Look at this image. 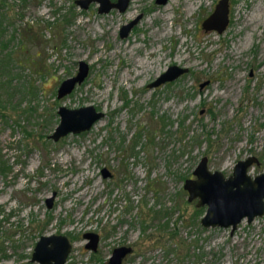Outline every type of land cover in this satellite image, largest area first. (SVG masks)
I'll use <instances>...</instances> for the list:
<instances>
[{"label": "rangeland", "instance_id": "obj_1", "mask_svg": "<svg viewBox=\"0 0 264 264\" xmlns=\"http://www.w3.org/2000/svg\"><path fill=\"white\" fill-rule=\"evenodd\" d=\"M0 1V264H38L34 245L49 234L70 240L65 264H103L121 245L131 248L122 264H264V214L233 232L205 228L206 205L183 189L203 156L225 178L250 155L259 163L248 173L264 172V14L246 24L264 0H228L221 33L202 28L219 0H192L190 15L173 9L166 21L158 16L172 0H139L136 9L129 0L107 13L97 2ZM163 22L174 32L152 35ZM23 55L36 70L20 66ZM79 60L86 79L58 99ZM171 65L188 71L148 86ZM60 105H93L104 116L53 141ZM85 232L100 236L97 251L84 247Z\"/></svg>", "mask_w": 264, "mask_h": 264}, {"label": "water", "instance_id": "obj_2", "mask_svg": "<svg viewBox=\"0 0 264 264\" xmlns=\"http://www.w3.org/2000/svg\"><path fill=\"white\" fill-rule=\"evenodd\" d=\"M167 0H155L157 4H164ZM91 2H97L98 12L107 13L116 8L124 11L129 0H75L81 8L86 9ZM228 0H219L213 11L203 20L204 30H216L221 33L228 24ZM139 17L123 24L120 28V37L128 35L131 28L137 23ZM186 67L171 65L165 72L160 74L154 81L148 84L149 87H156L162 83L175 80L177 77L187 72ZM89 73V65L83 60L78 61L75 74L61 81L57 88V98L60 99L70 94L76 86L80 85ZM209 81L200 84L203 87ZM59 121L53 132L48 136L53 141L73 133L78 134L88 131L95 122L102 119L103 111L97 110L93 105L69 108L60 105L57 108ZM258 164L259 160L255 156H247L238 160L232 174L227 178L218 170L210 171L207 167V157L203 156L195 169V178L185 179L183 189L188 192V200L198 198L196 205H206V212L201 218V223L205 227H232L234 230L241 219L247 217L251 222L256 216L264 213V172L251 178L247 173L252 164ZM104 178L110 177L111 173L102 169ZM54 197H48L46 204L52 207ZM83 238L87 240L84 247L91 251H96L99 235L96 232H85ZM72 244L67 236L63 234L40 235L36 241L31 261L38 264H65ZM131 252V248L125 245L115 247L108 261L105 264H122L124 257Z\"/></svg>", "mask_w": 264, "mask_h": 264}, {"label": "bare ground", "instance_id": "obj_3", "mask_svg": "<svg viewBox=\"0 0 264 264\" xmlns=\"http://www.w3.org/2000/svg\"><path fill=\"white\" fill-rule=\"evenodd\" d=\"M138 2H139V0H135V5H134L135 9L138 6V4H137ZM192 3H193L192 0H172V3L170 5H168V7H167V9L165 11L166 14L158 16V17H161L163 19V21L170 20V19L174 18L173 16H171L172 10L173 9H179V8L182 9L184 14L190 15L191 12H192V6H193ZM263 14H264V7L263 8L262 7H256L253 18L250 19V20H247L246 24L247 25L251 24L252 28L255 25L257 27V23L260 22V18H261V16ZM240 19L241 18L238 17L237 23L240 21ZM258 24H260V23H258ZM170 32H174V28L171 27V26H166L165 22H163V24L160 27V29L154 30L153 32H151V34L155 35V36H156V34H162L163 37L164 36L166 37ZM135 48H138V46H134V48L130 51L131 58L134 60V64L137 67V70L140 69V68L143 69L146 66V63H148L147 60H146V56H144L143 58H140V59L134 58L133 57V51L136 50ZM145 55H148V53H146ZM141 74L142 73H136L135 76H139Z\"/></svg>", "mask_w": 264, "mask_h": 264}, {"label": "trees", "instance_id": "obj_4", "mask_svg": "<svg viewBox=\"0 0 264 264\" xmlns=\"http://www.w3.org/2000/svg\"><path fill=\"white\" fill-rule=\"evenodd\" d=\"M19 49L23 50L24 49L23 45H21V47ZM19 64H20V66H26V67H30L33 70H36V61H35V59L32 56L31 57H25V55H23L22 59H20V61H19ZM5 83H6L5 86H9L10 81L8 79H5ZM23 112H25V111H23ZM1 117L6 118L7 114L4 113V114H2ZM27 134H30V133L27 132ZM1 169L3 170L4 168L0 164V170Z\"/></svg>", "mask_w": 264, "mask_h": 264}, {"label": "flooded vegetation", "instance_id": "obj_5", "mask_svg": "<svg viewBox=\"0 0 264 264\" xmlns=\"http://www.w3.org/2000/svg\"><path fill=\"white\" fill-rule=\"evenodd\" d=\"M254 164H256V163H254ZM252 165H253V164H252ZM247 173H248V172H247ZM248 174H249V173H248ZM249 175H250V174H249ZM256 175H257V174H256ZM250 176H251V175H250ZM254 176H255V175H254ZM254 176H253V177L251 176V178H254ZM227 177H228V176H227ZM227 177H226V178H227ZM184 190H185V189H184ZM185 191H186V190H185ZM186 192H187V191H186ZM187 194H188V192H187ZM187 200H188V196H187ZM197 200H198V198H197ZM188 201H189V200H188ZM196 203H197V202H196ZM198 207H199V206H198ZM206 207H207V206H206ZM205 212H206V210H205ZM205 212H204V214H205ZM204 214H203V215H204ZM263 214H264V213H263ZM203 215H202V217H203ZM202 217H201V218H202ZM256 217H258V216H256ZM256 217H255V218H256ZM255 218H254V219H255ZM254 219H253V220H254ZM200 220H201V219H200ZM243 220H246L247 223H251V222L253 221V220H252L251 222H248L247 217H244L243 219L240 220V222L237 224V226H236V228H235L234 230L237 229L238 225H239ZM200 224L202 225L201 221H200ZM202 226H203V225H202ZM203 227H205V226H203ZM216 227H219V226H216ZM229 227H230V229H231V232H233L234 230H232V227H231V226H229ZM205 228H206V227H205ZM223 228H228V227H223ZM99 240H100V236H99ZM98 244H99V241H98ZM97 248H98V245H97ZM97 248H96V251H97ZM124 258H125V257H124ZM107 261H108V260H107ZM107 261H105V263H106ZM105 263H103V264H105Z\"/></svg>", "mask_w": 264, "mask_h": 264}]
</instances>
